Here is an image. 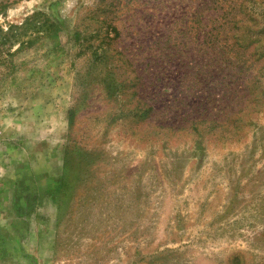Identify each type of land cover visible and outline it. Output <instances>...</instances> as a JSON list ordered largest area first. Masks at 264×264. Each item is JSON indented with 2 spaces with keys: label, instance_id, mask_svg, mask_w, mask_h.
<instances>
[{
  "label": "rangeland",
  "instance_id": "374dc122",
  "mask_svg": "<svg viewBox=\"0 0 264 264\" xmlns=\"http://www.w3.org/2000/svg\"><path fill=\"white\" fill-rule=\"evenodd\" d=\"M0 264H264V0H0Z\"/></svg>",
  "mask_w": 264,
  "mask_h": 264
},
{
  "label": "trees",
  "instance_id": "16d2710c",
  "mask_svg": "<svg viewBox=\"0 0 264 264\" xmlns=\"http://www.w3.org/2000/svg\"><path fill=\"white\" fill-rule=\"evenodd\" d=\"M40 13L35 12L34 15L30 18H27L26 21L22 24V26L25 24V30L29 29V26L33 24V20H35L36 17L40 16ZM29 24V25H28ZM13 25H10V28H12ZM36 27V26H33Z\"/></svg>",
  "mask_w": 264,
  "mask_h": 264
}]
</instances>
